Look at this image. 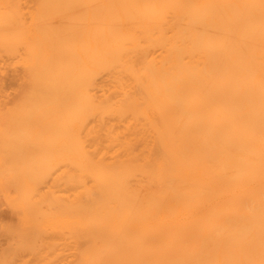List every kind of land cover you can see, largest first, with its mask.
Segmentation results:
<instances>
[{
  "label": "bare ground",
  "instance_id": "obj_1",
  "mask_svg": "<svg viewBox=\"0 0 264 264\" xmlns=\"http://www.w3.org/2000/svg\"><path fill=\"white\" fill-rule=\"evenodd\" d=\"M0 264H264V0H0Z\"/></svg>",
  "mask_w": 264,
  "mask_h": 264
},
{
  "label": "rangeland",
  "instance_id": "obj_2",
  "mask_svg": "<svg viewBox=\"0 0 264 264\" xmlns=\"http://www.w3.org/2000/svg\"><path fill=\"white\" fill-rule=\"evenodd\" d=\"M3 214H6V211H5V212H3Z\"/></svg>",
  "mask_w": 264,
  "mask_h": 264
}]
</instances>
